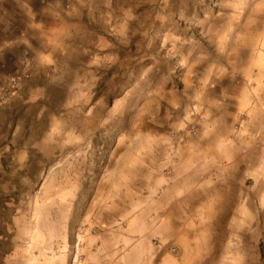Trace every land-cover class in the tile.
I'll use <instances>...</instances> for the list:
<instances>
[{
	"label": "rangeland",
	"instance_id": "rangeland-1",
	"mask_svg": "<svg viewBox=\"0 0 264 264\" xmlns=\"http://www.w3.org/2000/svg\"><path fill=\"white\" fill-rule=\"evenodd\" d=\"M249 27L264 31V0H89L74 54L31 83L25 72L20 86L28 81L34 100L13 111V132L3 130L0 264H264V121L241 145L248 110L224 139L245 161L232 189L204 191L212 205L189 215L183 231L151 235L142 216L99 199L108 171L136 157L132 145L142 154L159 145L151 155L172 177L178 146L198 142L196 115L182 123V112L163 110L199 59L224 64L226 32Z\"/></svg>",
	"mask_w": 264,
	"mask_h": 264
},
{
	"label": "crops",
	"instance_id": "crops-1",
	"mask_svg": "<svg viewBox=\"0 0 264 264\" xmlns=\"http://www.w3.org/2000/svg\"><path fill=\"white\" fill-rule=\"evenodd\" d=\"M88 7L89 0H0V85L17 72L30 73L31 83L37 73L56 64L58 56L74 54ZM263 33L252 27L226 32V41L231 42H227L228 51L220 53L226 57L224 64L203 65L199 59L182 81L180 94L168 98L171 105L163 110L165 117L176 110L183 113L184 123L195 114L198 133V142L178 146L172 177L167 179L163 172L169 163L151 155L162 150L159 145H150L146 154L132 145L136 157L127 161L126 169L108 171L104 187L100 186V200H117L111 206L122 205L123 214L142 216L145 229L152 235L160 227L183 231L189 215L212 205L209 196L202 195L204 191L232 189L229 184L235 182L234 175L245 161L236 154V142L224 139L240 109L250 114L249 124L240 132L241 145H250L252 137L258 135L255 122L264 121V72L260 71V67L264 69V52L257 50ZM255 54L258 56L252 60ZM23 85L0 109V140L3 130L13 132L15 128L13 111L34 100L33 90L27 91ZM171 121L172 126L178 125L176 118ZM249 172V167L242 166L243 176ZM238 182L243 184L244 179Z\"/></svg>",
	"mask_w": 264,
	"mask_h": 264
},
{
	"label": "built area",
	"instance_id": "built-area-1",
	"mask_svg": "<svg viewBox=\"0 0 264 264\" xmlns=\"http://www.w3.org/2000/svg\"><path fill=\"white\" fill-rule=\"evenodd\" d=\"M29 78V74L21 73L17 76H13L9 79L6 85L0 90V105L6 103L15 93V90Z\"/></svg>",
	"mask_w": 264,
	"mask_h": 264
}]
</instances>
